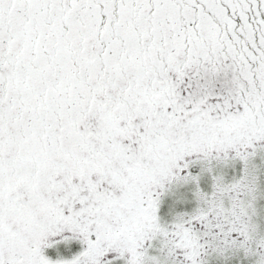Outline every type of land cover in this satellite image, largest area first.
<instances>
[{"label": "snow or ice", "instance_id": "obj_1", "mask_svg": "<svg viewBox=\"0 0 264 264\" xmlns=\"http://www.w3.org/2000/svg\"><path fill=\"white\" fill-rule=\"evenodd\" d=\"M0 264H264V0H0Z\"/></svg>", "mask_w": 264, "mask_h": 264}]
</instances>
